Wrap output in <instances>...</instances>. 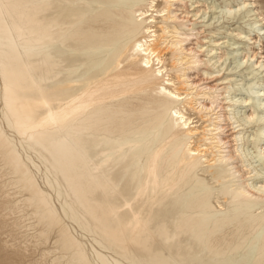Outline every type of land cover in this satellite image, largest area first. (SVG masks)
Instances as JSON below:
<instances>
[{
  "label": "bare ground",
  "instance_id": "obj_1",
  "mask_svg": "<svg viewBox=\"0 0 264 264\" xmlns=\"http://www.w3.org/2000/svg\"><path fill=\"white\" fill-rule=\"evenodd\" d=\"M201 1L130 0L133 11L109 26L113 43L95 46L103 52L96 61L109 67L104 56L127 47L135 81H161L154 117L124 131L118 121L127 111L117 98L130 87L105 73L87 89L62 78L63 49L79 33L48 16L49 1L0 0V145L33 195L34 214L73 250L52 264H264V13L256 0L206 8ZM221 6L222 16L248 26L241 56L229 48L234 31L188 32L219 19L209 8ZM228 59L234 65L223 67ZM246 63L247 94L238 97L231 91L242 77L232 71ZM103 133L108 141L97 148ZM171 135L163 151L171 161L162 154L141 163L150 144ZM125 147L123 164L132 168L119 185L122 168L113 167ZM179 157L181 169L168 171ZM226 228L230 240L218 236Z\"/></svg>",
  "mask_w": 264,
  "mask_h": 264
},
{
  "label": "rangeland",
  "instance_id": "obj_2",
  "mask_svg": "<svg viewBox=\"0 0 264 264\" xmlns=\"http://www.w3.org/2000/svg\"><path fill=\"white\" fill-rule=\"evenodd\" d=\"M48 1L50 3L47 10L48 16L58 19L59 22H64L61 25L64 27L63 30H72L75 33H79L78 38L68 40L71 46L63 49L64 63L67 65L68 70L64 72L62 78L73 80L75 84H80L87 89L104 82L102 78L103 73H105L107 74L106 79L108 82H114L113 84L116 83L123 87H130L122 96L117 98L120 108L127 111V115L118 121L119 128L127 131L128 129H133L136 124H139L143 120L151 121L155 111L151 106L157 95L156 89H158L156 84L161 81H148L145 84L136 82V75L133 74V61L129 57L130 51L125 46L121 49L119 55L112 56L115 53L114 49L120 50V47L116 44L114 49L104 56V60L112 58V66H107L106 61H96L101 59L103 52H95V46L113 43L114 40L110 37L112 29L109 26L117 18H124L126 13L133 11V7L128 5L130 0H121L123 1V5L121 6L107 4V0ZM99 3L102 4L100 5ZM224 3L235 5V3H241V0H202L200 5L202 8H206L212 4L223 5ZM255 4L264 13V0H256ZM244 9V7L241 8L239 14ZM118 10H122L123 13L116 16L114 12ZM209 10L214 12L211 16H220L219 19L218 17H215L213 20L210 19L209 21L213 23L209 26H204L205 22L196 23L194 25L196 29L191 32L188 31L192 33V36H190L193 38L197 37L198 34L199 36H203L209 34L208 32L211 30L214 32L212 36L221 38L222 35L227 34L226 30L234 31V34L230 35L233 40H229L230 42L234 41V45H231L229 48L237 50L238 55L241 56L242 52L247 51L244 47L247 38L243 36V32L248 26L238 18L227 19L222 16L225 13L222 6L216 9L209 8ZM207 16L203 19L204 21L210 17V14ZM206 28L208 29L205 30ZM92 32L94 33L92 34ZM237 33L240 34L236 35ZM262 42L264 46V39ZM262 51H264V47ZM89 58L93 61H89ZM248 64H244V68L239 71L237 69L232 71L235 74L241 75L238 77H242V81H238V85H233L234 90L232 89L231 91L232 94H237L238 97H244V94H247V78L244 72ZM233 65V59H228L223 67H231ZM104 67L108 70L103 69ZM226 70L228 72V69ZM193 75L196 79L201 78V76L195 73ZM1 106L2 103L0 101ZM172 136L150 144L148 147V157L144 152L141 163L147 162L149 166L157 163V160L162 157L163 151L169 147ZM108 137L107 133L97 136L98 144L96 147L104 148ZM125 149L127 148L125 147L121 150V155L115 160L116 163L113 167V169L122 168L123 175L118 179L119 185L123 184L132 168V164H129V162H127L126 167L123 164V159L127 156L124 154ZM113 156L115 155L112 153L111 157ZM164 157L168 161L172 160L170 155L165 154ZM184 161H186L184 158L181 159L179 157L178 161L173 162L174 164L169 166L167 170L172 172L181 169ZM19 175V172L13 169L6 158L5 148L0 145V264H52L51 260L55 259L57 261L58 256H64L63 259L68 261L73 254L72 248L65 243L63 236L53 225L41 219L39 213L34 214L36 210L35 204H30L27 201V197L33 195L30 191L24 190L22 183L18 181ZM220 201L222 202V200ZM222 203L226 207V204ZM39 231H43L42 235H40ZM220 235L230 240L232 228L221 229L218 236ZM225 245V241H222L220 248ZM47 251L49 253H46ZM233 257L234 261H236L237 257L235 255ZM219 260L220 256H217L216 261L218 262ZM55 264H62V259Z\"/></svg>",
  "mask_w": 264,
  "mask_h": 264
}]
</instances>
